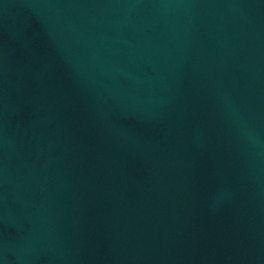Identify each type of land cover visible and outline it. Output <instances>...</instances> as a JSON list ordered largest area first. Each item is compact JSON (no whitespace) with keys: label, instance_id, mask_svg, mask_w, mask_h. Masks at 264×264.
Returning <instances> with one entry per match:
<instances>
[{"label":"water","instance_id":"1","mask_svg":"<svg viewBox=\"0 0 264 264\" xmlns=\"http://www.w3.org/2000/svg\"><path fill=\"white\" fill-rule=\"evenodd\" d=\"M0 264H264V0H0Z\"/></svg>","mask_w":264,"mask_h":264}]
</instances>
